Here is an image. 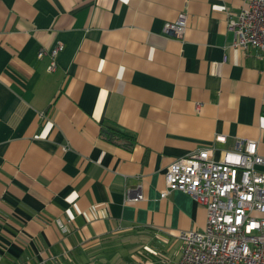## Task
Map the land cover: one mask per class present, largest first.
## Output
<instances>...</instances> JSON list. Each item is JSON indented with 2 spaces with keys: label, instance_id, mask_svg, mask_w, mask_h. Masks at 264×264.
<instances>
[{
  "label": "crops",
  "instance_id": "0c3cea01",
  "mask_svg": "<svg viewBox=\"0 0 264 264\" xmlns=\"http://www.w3.org/2000/svg\"><path fill=\"white\" fill-rule=\"evenodd\" d=\"M244 4L0 0V264H85L100 239L139 230L171 240L175 264L179 233L206 211L181 190L160 196L170 162L236 138L264 156V58L229 45L226 23ZM182 15L183 34L165 35ZM56 42L50 71L37 51Z\"/></svg>",
  "mask_w": 264,
  "mask_h": 264
},
{
  "label": "built area",
  "instance_id": "2783aa9c",
  "mask_svg": "<svg viewBox=\"0 0 264 264\" xmlns=\"http://www.w3.org/2000/svg\"><path fill=\"white\" fill-rule=\"evenodd\" d=\"M229 45L245 54L264 58V0H245L237 11H227ZM185 17L165 21L162 32L180 37ZM63 48L56 42L40 47L37 56L48 55L47 69L56 68ZM219 138V136H217ZM254 138H236L233 146L214 156V147H203L175 158L167 166L160 196L174 190L187 192L206 211L202 229L181 231L180 255L175 264H264V156ZM125 200L143 198L140 190L126 188ZM59 227L65 224L57 221Z\"/></svg>",
  "mask_w": 264,
  "mask_h": 264
},
{
  "label": "rangeland",
  "instance_id": "374dc122",
  "mask_svg": "<svg viewBox=\"0 0 264 264\" xmlns=\"http://www.w3.org/2000/svg\"><path fill=\"white\" fill-rule=\"evenodd\" d=\"M135 233L137 238L114 234L100 239L99 256L92 257L85 264H146V261L154 263L157 259L158 264H168V258L174 259L172 250L176 246H172L171 250L168 248L171 240L155 238L151 231L139 230Z\"/></svg>",
  "mask_w": 264,
  "mask_h": 264
},
{
  "label": "trees",
  "instance_id": "16d2710c",
  "mask_svg": "<svg viewBox=\"0 0 264 264\" xmlns=\"http://www.w3.org/2000/svg\"><path fill=\"white\" fill-rule=\"evenodd\" d=\"M105 131V136L107 134H110V132L108 130H104ZM110 138L114 139V138H121V139H118L117 141L120 142L123 146H125L126 148L130 149L132 148V146L135 144L136 142V138L133 134H127V133H124L123 131L121 130H118V129H113L111 130V136ZM125 235H131L134 237V235L136 234H130V233H127ZM137 238V236H135Z\"/></svg>",
  "mask_w": 264,
  "mask_h": 264
}]
</instances>
